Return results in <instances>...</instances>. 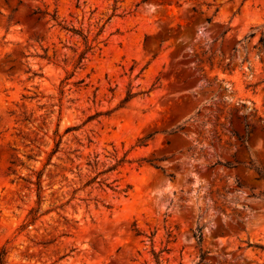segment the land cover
Segmentation results:
<instances>
[{"label": "rangeland", "instance_id": "obj_1", "mask_svg": "<svg viewBox=\"0 0 264 264\" xmlns=\"http://www.w3.org/2000/svg\"><path fill=\"white\" fill-rule=\"evenodd\" d=\"M259 170L264 0H0L8 264H264Z\"/></svg>", "mask_w": 264, "mask_h": 264}, {"label": "trees", "instance_id": "obj_2", "mask_svg": "<svg viewBox=\"0 0 264 264\" xmlns=\"http://www.w3.org/2000/svg\"><path fill=\"white\" fill-rule=\"evenodd\" d=\"M71 31H72L74 34H77V35L82 36V34H81L79 31L75 30V29H72ZM84 54H85V53H82V54H81V56H80V58H79V62H81V60L83 59ZM33 75H34V76H38L39 74H37V73H33ZM70 130H74V129H73V128H68V129H67V131H70ZM56 133H57V132H56ZM60 144H61V140L58 141V142H56V144H55V148H54L52 154H55V153L58 151V149H59V147H60ZM258 173H259V175H260L261 178H264V172H263V171H260V170H259ZM96 178H97V177L92 178V179L88 182V184H90V183H92V182H95ZM36 187H37L36 190H37V199H38L37 204L39 205V204H40V201H41V191H42V189H41V177H40V175L38 176V180H37V182H36ZM38 214H39V207L32 208V209L30 210L29 214H28V220H29V221H28L27 223H25V224L23 225V227L25 228V227H27V226H29V225L34 224V223L38 220V218H39ZM195 237H196V239L198 240V242L201 241V239H202V234H201L200 229H198L197 232L195 233ZM6 257H7V251H6V249L0 247V264H8V262H7V260H6ZM200 257H201V260H203L204 254L202 253Z\"/></svg>", "mask_w": 264, "mask_h": 264}]
</instances>
